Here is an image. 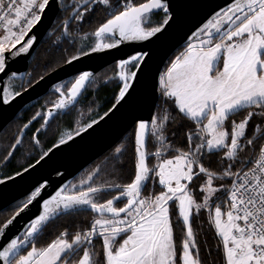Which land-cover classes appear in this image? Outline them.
<instances>
[{"label": "snow or ice", "instance_id": "snow-or-ice-1", "mask_svg": "<svg viewBox=\"0 0 264 264\" xmlns=\"http://www.w3.org/2000/svg\"><path fill=\"white\" fill-rule=\"evenodd\" d=\"M54 3L55 0H0V73L7 74L10 82L3 89L5 104L27 90L23 84L20 91L11 87L13 78L23 77L25 73L10 70V64L29 52L37 39L36 35L28 36L29 32L42 22L46 9ZM99 5L108 9L107 18L95 28L93 43L86 45L87 51H78L64 61L66 64L89 53L116 48L125 41L158 38L192 6L181 0H116L115 3L74 0L72 4L59 6L65 13L71 9L61 21L63 32L73 36L70 22L84 21ZM88 35L81 33V38ZM148 58L147 51L133 50L117 61L116 103L104 116L118 105L134 101L133 84ZM92 76L89 70L79 71L66 91L64 84L54 85L59 92L56 101L46 113L37 112L24 128L37 117L47 121L54 112L76 103ZM35 83L28 81V87ZM159 83L161 96L168 99L159 115L150 120L139 119L134 124V176L130 182L96 183L94 177L100 172L97 166L86 178L61 187L42 200V210L29 220L23 239L14 236L0 244V264H205L191 221L193 212L202 209L208 210V220L221 240L217 247H222L226 264H264V0H229L225 7L213 12L160 74ZM169 100L184 117L180 128L172 131L171 136L177 138L181 130L187 129L182 132L186 147H177L167 135L169 121L175 120L167 107ZM242 111H246L242 119L230 120ZM253 117H258L261 123H253L249 132ZM95 124L96 119L81 124L78 131L62 134L58 143L65 144V136L71 140ZM149 134L158 145L153 153L146 151ZM21 140L22 136L17 138L12 149ZM36 143H40L39 139ZM250 146L256 153L242 156V151ZM123 147L122 144L115 151L120 153ZM217 151L228 161L226 165L220 161L219 171L202 162L205 154ZM169 152L176 154L168 156ZM11 156L13 152L9 151L4 160ZM149 156L156 159L151 167L147 162ZM237 162L240 166L234 171ZM249 164L252 166L248 167ZM31 167L29 164L28 168ZM22 172L26 173L27 169L22 168L13 176L4 174L2 180L11 181ZM201 176L206 179L197 186L202 195L197 200L189 182ZM225 179L231 183H216ZM150 181L153 187L158 183L163 190L144 196L142 193ZM47 184L45 180L30 190L15 206V214L38 201ZM222 196L227 198L226 210L221 207L225 203ZM89 209L95 214L89 226L74 233L65 228L44 247L32 243L35 234L50 219ZM171 209H175L177 224L182 225L179 251ZM12 222L9 219L0 226V236ZM98 236L102 238L103 255L94 249L93 241ZM120 237L123 238L117 243ZM27 244H31L30 249L21 255L22 246Z\"/></svg>", "mask_w": 264, "mask_h": 264}, {"label": "trees", "instance_id": "trees-1", "mask_svg": "<svg viewBox=\"0 0 264 264\" xmlns=\"http://www.w3.org/2000/svg\"><path fill=\"white\" fill-rule=\"evenodd\" d=\"M73 2L74 0H65V4H72ZM115 2L116 0H113V3ZM134 2H138V0H134ZM70 12L71 9L69 8L68 13ZM68 13H65L64 9L59 12L51 28V32L43 39L41 45L34 54L26 80L23 84L24 88L28 87V81L38 80L40 77L64 64L66 59L72 55H76L78 51H87L86 45L93 43L92 33L99 23L107 18L108 9L103 5H99L90 17L86 15L84 21L70 22L69 31L73 33V36H68L63 32V25L61 23ZM81 33H88L89 35L82 39ZM181 48L169 58L166 68L170 65V61L181 53ZM117 71L118 68L116 63H112L101 69L90 80L87 88L76 105L70 107L65 113L56 115L51 120L49 126H45V120L37 117L25 130L21 143L16 149H12L11 146L16 142L17 138H19L20 133L24 130V125L28 123L29 119L35 116L37 112L46 113L51 104L56 101L58 95L54 92L49 93L26 107L19 116L12 120L3 129L0 134V177H3L4 174L12 176L14 172H20L22 168L25 169L29 164L36 162L44 152L58 142L63 129L76 131L81 124H88L93 119L107 112L111 105L116 102L119 80L114 73ZM105 77H108L109 79H105ZM167 99L168 98L160 96L154 115H159L160 109L164 105V101ZM167 107L169 108L171 115L175 117L174 121H169L167 135L169 136V139L173 140V143L177 147H186L183 143L185 137L182 132L187 131V129L181 130V135L177 138L171 136L172 131L180 128V124L184 122V117L179 113V110L175 108L170 100L167 103ZM244 115H246V111H242L230 117V120L239 121ZM253 123L259 124L261 121L258 117H253V120L249 122V132L252 130ZM41 125H44V128H41ZM37 129H40V131L37 132ZM36 139H39V144L36 143ZM122 144L124 147L120 153H117L115 149ZM157 146L158 145H156L154 139L149 135L147 144L148 152H155ZM9 151L13 152V156L9 157L6 161L4 160V157ZM248 153L255 154L256 149L251 148L250 146L248 149L243 150L241 155L243 156ZM175 154V152H169L167 155L172 156ZM220 161H223L225 165L228 162L226 158H223L222 152L219 151L214 154H205L202 160L206 167L216 171L221 170ZM155 163V157L150 156L148 159L149 166L151 167ZM97 166L99 167L100 172L98 176L94 177L96 183L130 182L134 176V128L129 130L116 145L89 164L80 174H78V176H76L71 184L76 183L79 179L86 178L87 173L93 171ZM239 166V162H237L233 170L235 171ZM201 178L189 182V185H195L198 190L196 192L198 200L202 199V195L197 187L199 183H202ZM204 178L205 177H203V180ZM216 183L230 184L231 181L225 179L224 181H216ZM150 186L151 181L145 189L144 195H147ZM159 188L160 186L156 183L155 192H158ZM104 196L107 198V194H104ZM24 199H21L8 206L3 211H0V226H2L5 221L15 213V206ZM221 199L225 200V203H222L221 207L226 209L227 198L222 196ZM117 206H122V204H118ZM171 211L179 251L182 237V225L177 224L175 209H171ZM94 215L95 214L89 210L69 212L67 214L59 215L51 220L40 231L33 243H35L37 247H44L53 239H56L65 228L68 229L69 233H74L82 227L89 226ZM191 221L200 247V257L204 259L205 264H226L222 247H217L221 244V240L217 236L214 226L210 224L208 220V210L202 209L199 213L194 211ZM122 238L123 237L118 238L117 243H119V240ZM93 244L95 251L103 255L102 238L99 236L96 237ZM30 247L27 250H29ZM25 252L26 250L22 253ZM209 252L210 255L208 254Z\"/></svg>", "mask_w": 264, "mask_h": 264}, {"label": "water", "instance_id": "water-1", "mask_svg": "<svg viewBox=\"0 0 264 264\" xmlns=\"http://www.w3.org/2000/svg\"><path fill=\"white\" fill-rule=\"evenodd\" d=\"M181 2L192 6L185 9L179 21L164 32L163 35H158V38L150 41H125L116 48L89 53L87 56L79 57L78 60L72 61L70 65L64 63L42 76L43 80H40V78L36 80L37 83L33 84L32 87H26V91L22 92L19 97L14 98L8 104L3 103L2 99L4 95L3 89L7 87L9 81L8 75L0 73L1 134L3 129L19 116L26 107L49 93H59L54 85L69 80L76 76L79 71L89 70L94 76L101 69L112 63H117L119 59L124 58L126 54L131 53L133 50L147 51L149 53V58L143 65L138 80L133 84V88L135 89L133 92V102L118 105L108 116H104L103 114L96 119L97 124L92 125L85 132L80 133L78 136H73L71 140L65 138V144L57 142L55 144L57 146L55 148L52 146L47 156L42 155L43 159H41V156L36 162L31 164V168H25L27 172H22L20 177H14L11 181L0 180V211L24 199L30 194V190H33L34 187L39 186L45 180L48 181L46 187L41 190V196L38 198V201H34L27 210L21 212L19 215L14 213L9 218L13 222L7 226L5 233L0 236V244L6 243L14 236H20L23 239L29 220L42 210L43 199H47L49 195H54L61 187L70 185L76 176L89 164L111 149L129 130L133 129L137 120H150L154 116L161 96L159 76L163 73L169 58L179 48L186 47L191 34L196 28L206 23L211 18L213 12L219 10L221 7H225L229 3V0H181ZM61 4H65V0H55V3L46 9L42 22L29 32L28 36L36 35V41L28 53L21 54L14 63L10 64V70L22 72L25 75L23 77L16 76L13 79L24 80L26 78L34 54L43 39L51 32V28L59 12L63 10V8L59 7ZM28 36H25V40L28 39ZM23 43L24 41H21V44ZM19 46L17 45V47ZM85 89L82 90L77 102ZM77 102L72 106L76 105ZM68 109L54 112L53 117L45 121V124L48 125L57 114L65 113ZM101 117L103 118L101 119ZM25 130L24 128L22 134L25 133ZM148 138L149 136L147 137L146 151H148ZM89 211L91 210L89 209ZM55 218L50 219V221ZM50 221L46 222L45 226ZM40 231L35 234V238ZM35 238L32 240V243ZM30 245H23L21 253L29 248Z\"/></svg>", "mask_w": 264, "mask_h": 264}, {"label": "rangeland", "instance_id": "rangeland-1", "mask_svg": "<svg viewBox=\"0 0 264 264\" xmlns=\"http://www.w3.org/2000/svg\"><path fill=\"white\" fill-rule=\"evenodd\" d=\"M184 48L185 47H182L181 49V51L180 52H182L183 50H184ZM63 65V64H62ZM222 66V65H221ZM165 69H166V66H165ZM165 69H164V71H165ZM163 71V72H164ZM75 77V76H74ZM74 77H72V78H70L69 80H67V81H65V82H63L62 84H64V87H65V91H66V89L68 88V87H70L71 86V82H73L74 81ZM25 80H26V78L24 79V80H21V79H13V82L11 83V87H13V88H15V90L16 91H20L19 90V86L21 85V84H24V82H25ZM10 85V82L8 81V84H7V87ZM54 93H56L57 95H59V93H57V92H54ZM51 107V106H50ZM49 107V108H50ZM48 111V110H47ZM60 114V113H59ZM59 114H57V115H59ZM100 116H102V115H100ZM100 116H98L97 118H99ZM97 118H95V119H97ZM44 123H45V121H44ZM89 123H91V122H89ZM88 123V124H89ZM50 124V123H49ZM49 124L48 125H46L45 124V126H49ZM226 127H227V124H226ZM79 130V129H78ZM78 130H76V131H78ZM68 131H71V130H69V129H63V131H62V133H61V135L62 134H65L66 132H68ZM60 135V136H61ZM22 136V139H23V137H24V134H22V132L20 133V135H19V138ZM65 138H67L66 136H65ZM22 141V140H21ZM44 154V153H43ZM42 154V155H43ZM224 159L226 158V157H223ZM227 159V158H226ZM204 179H206V177L204 178ZM0 180H2V177H0ZM201 181H202V183H203V176H202V178H201ZM73 182V181H72ZM71 182V183H72ZM70 183V184H71ZM198 183V182H197ZM158 184V183H157ZM158 186H160L159 184H158ZM198 186V185H197ZM189 187H191L192 189H193V194L196 196V199L198 200V198H197V195H196V192L198 191L197 189H196V187H195V185H189ZM146 189V188H145ZM199 189V188H198ZM161 190H163L162 189V187L160 186V188H159V191H161ZM158 191V192H159ZM200 191V190H199ZM144 192H145V190H144ZM150 193H152V194H154V193H156L155 192V186L153 187V185H152V183H151V186H150V188H149V192L147 193V195L145 194L144 195V193H143V195L144 196H148ZM215 206V205H214ZM213 209H214V207H213ZM223 209V208H222ZM226 210V209H225ZM213 214H214V211H213ZM10 218V217H9ZM8 218V219H9ZM7 219V220H8ZM6 220V221H7ZM31 246V245H30ZM28 249V248H27ZM27 249H25L26 251H27ZM23 252V251H22ZM26 253V252H25ZM25 253H21V255H23V254H25Z\"/></svg>", "mask_w": 264, "mask_h": 264}, {"label": "built area", "instance_id": "built-area-1", "mask_svg": "<svg viewBox=\"0 0 264 264\" xmlns=\"http://www.w3.org/2000/svg\"><path fill=\"white\" fill-rule=\"evenodd\" d=\"M252 165L250 164L248 167H251Z\"/></svg>", "mask_w": 264, "mask_h": 264}, {"label": "bare ground", "instance_id": "bare-ground-1", "mask_svg": "<svg viewBox=\"0 0 264 264\" xmlns=\"http://www.w3.org/2000/svg\"><path fill=\"white\" fill-rule=\"evenodd\" d=\"M114 64V63H113ZM107 67V66H106ZM105 68V67H104ZM120 141V140H119Z\"/></svg>", "mask_w": 264, "mask_h": 264}, {"label": "flooded vegetation", "instance_id": "flooded-vegetation-1", "mask_svg": "<svg viewBox=\"0 0 264 264\" xmlns=\"http://www.w3.org/2000/svg\"><path fill=\"white\" fill-rule=\"evenodd\" d=\"M117 64V63H116Z\"/></svg>", "mask_w": 264, "mask_h": 264}]
</instances>
